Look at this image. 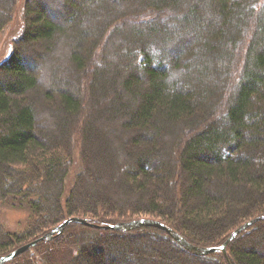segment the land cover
<instances>
[{
	"label": "trees",
	"instance_id": "obj_1",
	"mask_svg": "<svg viewBox=\"0 0 264 264\" xmlns=\"http://www.w3.org/2000/svg\"><path fill=\"white\" fill-rule=\"evenodd\" d=\"M210 1L60 0L58 21L48 0H24L21 35L0 62V204L30 216L18 234L0 224V257L71 217L144 216L210 248L264 214V0ZM16 3L0 0V32ZM191 28L189 49L163 65L160 48ZM52 55L65 87L50 82ZM124 112L117 125L134 135L111 128ZM59 237L10 264H264V221L232 240L228 262L154 228L71 224Z\"/></svg>",
	"mask_w": 264,
	"mask_h": 264
},
{
	"label": "rangeland",
	"instance_id": "obj_2",
	"mask_svg": "<svg viewBox=\"0 0 264 264\" xmlns=\"http://www.w3.org/2000/svg\"><path fill=\"white\" fill-rule=\"evenodd\" d=\"M48 1L51 2V5L53 4V6H51V7H52V9L55 8L54 10L57 12V13H54V15L56 17L55 19L59 21L60 20V16H58L59 15L58 14L59 11H58L57 7L61 5L60 0L58 2L56 0H53V1L52 0H48ZM76 1H79V0H76ZM207 1L209 2V3L208 2L207 3L211 5V1L210 0H207ZM23 2H24V0H17V3L15 5V9H14V11L12 13V16H11V20L9 21V23L0 32V62L3 61L4 59H6L8 57V55L12 51V46H13L14 40L17 39L21 35V32H22V6H23ZM203 4L205 5V7L207 6L206 3H203ZM205 11H208L207 7L205 8ZM205 14H206V12H205ZM135 24L136 25H139V23H136V22L133 21L132 22V25H135ZM160 26L162 28H164V27L166 28L168 25H167V23L165 21V24L164 25L161 24ZM147 28H149V27H147ZM175 28L177 29L176 26H175ZM143 30L146 33L147 29L146 30L143 29ZM197 32H199V31H194V28H191V32H187L186 33L188 35L187 36L188 37L187 39L184 40V39H178L177 38V40H175L176 42H178L177 45L174 46L171 49H168V50L165 49L166 51L164 50V48H160L162 50V53H164V52L166 53V55H164L163 58H162L163 59L162 63L165 62L167 60V58H172V57L176 56L178 53H180L181 51L184 52L186 49H189L190 45L192 44L193 39L197 35L196 34ZM161 40H162L161 37H156L155 39H153V43L156 45V47L159 46L158 42L161 41ZM150 53H151V55L154 54L153 51L150 52ZM48 60L51 61V63H50L51 65H49V68H50V66H53L54 69H55V70L54 69L53 70L56 73V74H53V77H49L51 84L52 83H56L57 87H65L66 81H63V80H65L66 77H65L64 73L62 72V69L58 68L59 65H60V63H59V65L57 64V59H56V57H54V55H52L51 57H49ZM66 63L67 62H61V65L62 66H65ZM163 65H164V63H163ZM165 69L168 70L167 68H165ZM49 70L52 71V69H49ZM57 70H59L58 73H57ZM173 74L174 73L172 71L169 72V75L171 77L173 76ZM55 75H57V76H55ZM58 76H60V78L63 79L62 82H58V80H59L57 78ZM46 85H47V83L44 81V83L42 84V87L43 86L46 87ZM128 117L129 116H128V114L126 112L120 114V116H118V118H117V121L115 123H113V125H112L115 128L114 127H111V128H113L114 130H117L119 133H122L123 135H126V133L129 134V135L130 134L134 135L135 130H131V129H128L127 131H125L124 129L121 130V128L119 127V125H117L118 121L126 120V119H128ZM144 141H145V139H144ZM76 153H75V155H76ZM75 157H74V161H73L74 163L72 165V168L70 170V173H69V175L66 178L65 193H67V190L69 189V187H70L72 181L74 180V177L76 176V173H77V171L79 169V165H78ZM14 205L18 206L19 208H17ZM28 215L30 216V214L28 213V211L25 208H23V207L20 208V205H18L17 203H15V204H12L11 203L10 204V203H6L5 202V203H1L0 204V224L3 226V229L5 231H7V232H12V233H16V234H18L20 232H23V229H24V227L26 225V222L28 221V219H27L28 218ZM140 217H144V216H138V217L137 216H130L129 219H132V220H130V222H131L133 220H138L137 218H140ZM68 226L65 227V229L63 230L62 233L65 232V230H66V228ZM62 233L60 235H58L56 238H58L59 236H61V237H59V239L62 241V243H65L66 239L62 238ZM72 233H78V231L77 230H72ZM44 234H46V233H44ZM166 236L169 237L168 235H166ZM172 241L174 243H176L174 240H172ZM42 243H43V241L40 242V243H38V244H36L35 246L31 247L30 249H28L23 254L28 253L32 249L37 250L38 246H40ZM167 243L165 244V247L172 248L171 243L169 241H167ZM226 249H227V247H226ZM38 251H39V249H38ZM219 253L220 252H215V253H212V254H216L217 255ZM211 255H209V256H211ZM20 256H18V257H20ZM105 260L106 261H104L105 262L104 264H115L113 261L109 260L108 257H106ZM7 264H10V262H8Z\"/></svg>",
	"mask_w": 264,
	"mask_h": 264
},
{
	"label": "water",
	"instance_id": "obj_3",
	"mask_svg": "<svg viewBox=\"0 0 264 264\" xmlns=\"http://www.w3.org/2000/svg\"><path fill=\"white\" fill-rule=\"evenodd\" d=\"M260 221H264V214L261 216L255 217L249 220L248 222L242 224L240 227L236 228L228 236V238L223 242L222 245L218 247L202 248V247H198V246H194L193 244H190L185 238L180 236L173 229L169 228L168 226L164 225L163 223L157 220L138 219V220H133L131 222L118 223L115 225H97V224L88 222L87 220L83 218L71 217V218L65 219L59 225L54 227L51 231L39 237L38 239L33 240L27 244H24L14 249L10 253L4 256H1L0 264H5V263L12 261L13 259L22 255L28 249H30L31 247L35 246L36 244L42 241L48 242L50 240H53L54 238H56L58 235H60L63 232L66 226L71 225V224H77V225H81V226L96 229V230L119 231V232H128V231L137 230L140 228H154V229L164 232L172 240H174L180 247H182L185 251L195 256H208L212 253L220 252L228 262V257L226 253L227 245L233 239H235L240 233H242L243 231L247 230L248 228L252 227L253 225H255L256 223Z\"/></svg>",
	"mask_w": 264,
	"mask_h": 264
}]
</instances>
